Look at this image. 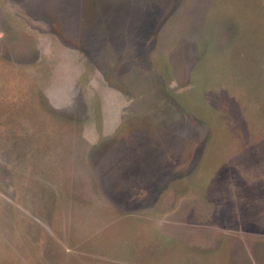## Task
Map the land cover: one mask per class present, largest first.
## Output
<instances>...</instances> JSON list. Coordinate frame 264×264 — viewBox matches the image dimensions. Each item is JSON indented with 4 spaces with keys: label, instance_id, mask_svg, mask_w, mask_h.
<instances>
[{
    "label": "rangeland",
    "instance_id": "1",
    "mask_svg": "<svg viewBox=\"0 0 264 264\" xmlns=\"http://www.w3.org/2000/svg\"><path fill=\"white\" fill-rule=\"evenodd\" d=\"M0 264H264V0H0Z\"/></svg>",
    "mask_w": 264,
    "mask_h": 264
}]
</instances>
